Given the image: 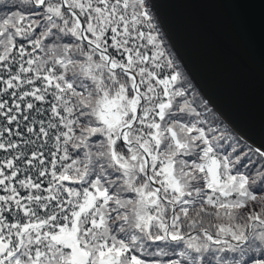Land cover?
<instances>
[{"label":"snow or ice","instance_id":"1","mask_svg":"<svg viewBox=\"0 0 264 264\" xmlns=\"http://www.w3.org/2000/svg\"><path fill=\"white\" fill-rule=\"evenodd\" d=\"M177 68L147 0H0V264H264V148Z\"/></svg>","mask_w":264,"mask_h":264},{"label":"water","instance_id":"2","mask_svg":"<svg viewBox=\"0 0 264 264\" xmlns=\"http://www.w3.org/2000/svg\"><path fill=\"white\" fill-rule=\"evenodd\" d=\"M171 49L212 110L264 148V0H148Z\"/></svg>","mask_w":264,"mask_h":264},{"label":"trees","instance_id":"3","mask_svg":"<svg viewBox=\"0 0 264 264\" xmlns=\"http://www.w3.org/2000/svg\"><path fill=\"white\" fill-rule=\"evenodd\" d=\"M147 4H148V11L150 12V15L153 17V21L154 23L156 24L160 34H161V39L163 40L164 42V47L165 49H167L172 57V59L174 60V63L176 65H178V68L177 70L180 71L182 73V78L186 77L188 81H190V85H191V89L192 91L190 92V95H189V98L191 99L192 95H197L199 98H202L204 100V98L201 96V94L198 92V90L194 87V85L192 84L190 78L186 75V73L184 72L182 66L179 64L178 62V59L176 58L175 54L173 53L171 47L169 46V43L165 37V35L163 34L159 24H158V21L155 17V14H154V11L151 7V5L149 4V1L147 0ZM205 101V100H204ZM208 105V104H207ZM208 108L212 110V108L208 105ZM198 110H202V109H198ZM212 112L214 113V111L212 110ZM215 114V113H214ZM216 117H218L216 114H215ZM219 124H220V127L221 128H224L226 127L228 129V131L231 133L232 136H234L235 138L239 139L241 141L242 144H244L245 142L243 140H241L219 117ZM248 145V144H247ZM249 146V145H248ZM251 147V146H250ZM254 149V148H253ZM245 152H247V148L244 149ZM257 159L256 156H252V160L255 161ZM245 163H248L247 161H245ZM251 167V166H249ZM257 169H251V172H252V175L253 177H255V172H256ZM242 172H245V173H248V169H241Z\"/></svg>","mask_w":264,"mask_h":264},{"label":"rangeland","instance_id":"4","mask_svg":"<svg viewBox=\"0 0 264 264\" xmlns=\"http://www.w3.org/2000/svg\"><path fill=\"white\" fill-rule=\"evenodd\" d=\"M170 46V45H169ZM173 51V50H172ZM174 53V52H173ZM176 56V55H175ZM177 58V57H176ZM178 59V58H177ZM178 62H179V60H178ZM180 64V63H179ZM181 65V64H180ZM182 66V65H181ZM183 68V67H182ZM183 70H184V68H183ZM184 72L186 73V71L184 70ZM186 75H187V73H186ZM188 76V75H187ZM205 100V99H204ZM208 104V103H207ZM215 113V112H214ZM216 114V113H215ZM217 115V114H216ZM218 116V115H217ZM219 117V116H218ZM220 118V117H219ZM221 119V118H220ZM222 120V119H221ZM223 121V120H222ZM224 122V121H223ZM225 123V122H224ZM236 134V133H235ZM237 135V134H236ZM238 136V135H237ZM239 137V136H238ZM241 140H243L241 137H239ZM244 141V140H243ZM244 142H246V141H244ZM247 143V142H246ZM248 144V143H247ZM249 146H251L252 148H254L252 145H250V144H248ZM255 149V148H254Z\"/></svg>","mask_w":264,"mask_h":264}]
</instances>
